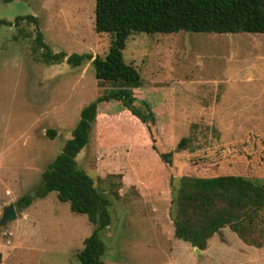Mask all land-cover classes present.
Wrapping results in <instances>:
<instances>
[{
    "label": "rangeland",
    "instance_id": "rangeland-1",
    "mask_svg": "<svg viewBox=\"0 0 264 264\" xmlns=\"http://www.w3.org/2000/svg\"><path fill=\"white\" fill-rule=\"evenodd\" d=\"M27 15L52 53L108 52L112 35L94 30L95 0H0V20ZM35 36L26 20L0 25V218L39 186L81 110L111 88L96 80L91 61L75 68L66 59L43 62ZM123 55L141 76L135 105L144 111L147 104L154 122L104 105L76 158L110 201L111 224L100 234L104 264H264V246L246 245L228 227L197 252L175 237L171 214L181 177L264 180V34L140 33ZM223 98L238 117L219 116ZM162 153H171L168 162ZM15 210L16 219L0 227V264H80L94 230L85 215L54 192ZM262 219L264 230V212Z\"/></svg>",
    "mask_w": 264,
    "mask_h": 264
},
{
    "label": "trees",
    "instance_id": "trees-1",
    "mask_svg": "<svg viewBox=\"0 0 264 264\" xmlns=\"http://www.w3.org/2000/svg\"><path fill=\"white\" fill-rule=\"evenodd\" d=\"M24 20L35 25L33 52L42 49L43 62L59 64L66 59V63L75 68L91 61L96 80L110 83L111 88L103 90L81 110L71 139L48 164L39 186L20 197L15 206L19 210L25 209L36 198L56 193L60 202L69 204L71 212L85 215L94 225L77 255L79 263L104 264L102 257L106 247L100 234L111 224L110 201L94 186L92 178L78 168L76 158L88 145L92 126L104 105L120 104L141 122H154L147 104H144V111L135 105L136 90L142 81L136 68L124 60L123 51L128 38L140 33L264 34V0H95L94 30L97 34L112 35L103 58H93L91 54L52 53L32 15L17 16L13 23L0 20V25L19 26ZM48 134L52 137L55 132L49 131ZM184 142L182 139L179 147ZM169 156L171 153L160 154L166 162ZM173 189L171 214L177 239L204 250L214 234L228 227L246 245L264 246V230L261 228L264 180L238 175L184 176L177 180Z\"/></svg>",
    "mask_w": 264,
    "mask_h": 264
},
{
    "label": "crops",
    "instance_id": "crops-1",
    "mask_svg": "<svg viewBox=\"0 0 264 264\" xmlns=\"http://www.w3.org/2000/svg\"><path fill=\"white\" fill-rule=\"evenodd\" d=\"M251 82V81H250ZM222 85H225L227 83H221ZM229 84V83H228ZM228 100V99H227ZM226 98H223V101L221 102L219 106V116L222 118H235L238 117L239 114L235 113V110H238L234 104H230L229 101H227ZM199 111L204 110V106L197 103L195 105Z\"/></svg>",
    "mask_w": 264,
    "mask_h": 264
},
{
    "label": "water",
    "instance_id": "water-1",
    "mask_svg": "<svg viewBox=\"0 0 264 264\" xmlns=\"http://www.w3.org/2000/svg\"><path fill=\"white\" fill-rule=\"evenodd\" d=\"M17 217L14 204H9L3 208L2 216L0 218V227L5 226L8 222L13 221ZM199 252V249H196Z\"/></svg>",
    "mask_w": 264,
    "mask_h": 264
}]
</instances>
